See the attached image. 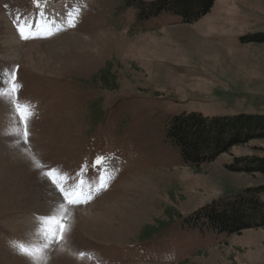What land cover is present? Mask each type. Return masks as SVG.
Masks as SVG:
<instances>
[{
	"label": "rangeland",
	"instance_id": "1",
	"mask_svg": "<svg viewBox=\"0 0 264 264\" xmlns=\"http://www.w3.org/2000/svg\"><path fill=\"white\" fill-rule=\"evenodd\" d=\"M73 10L75 26L41 29ZM191 111L264 115V0H216L190 22L141 18L126 0H0V264L74 263L60 251L83 264H264V227L231 233L195 216L264 185L231 168L264 158V138L192 164L166 136ZM53 168L92 198L64 202ZM45 215L65 216L62 240L45 236Z\"/></svg>",
	"mask_w": 264,
	"mask_h": 264
},
{
	"label": "trees",
	"instance_id": "2",
	"mask_svg": "<svg viewBox=\"0 0 264 264\" xmlns=\"http://www.w3.org/2000/svg\"><path fill=\"white\" fill-rule=\"evenodd\" d=\"M126 1L138 9L141 18L170 12L190 22L206 14L216 0ZM166 136L179 147L185 161L196 165L216 158L234 145L264 138V115L207 116L197 111L183 112L172 117ZM231 168L264 173V158L258 155L237 158ZM263 191L264 185L248 187L202 207L195 216L204 218L214 229L231 233L264 227V201L260 196Z\"/></svg>",
	"mask_w": 264,
	"mask_h": 264
},
{
	"label": "snow or ice",
	"instance_id": "3",
	"mask_svg": "<svg viewBox=\"0 0 264 264\" xmlns=\"http://www.w3.org/2000/svg\"><path fill=\"white\" fill-rule=\"evenodd\" d=\"M72 26H75L74 24ZM18 31L22 38L28 39V36L25 34V25H18ZM16 77L13 75L12 77V85H11V92L18 91L15 85ZM17 111L21 117V120L25 124V131L24 136L25 138L28 137V131H27V122H28V113L26 111L25 107H22L21 105L17 104ZM105 158L103 156H97L93 162L94 169L99 170L101 166L104 164ZM45 177H47L50 181V183L54 186V188L57 190L58 194L62 197L63 201L66 202L68 205H78L82 202L86 203L88 200L92 198L91 193H85L83 191L77 192L74 190H69L65 187V181L70 179V177L67 174L61 175L57 173L56 169H49L44 173ZM84 181H80V186H82ZM100 190H106L105 186L101 184ZM82 197H87V200H82ZM60 207L63 209L64 204H61ZM41 220L43 221L44 228L42 231H44L45 236H51L53 240L60 239L62 240L64 238V234L69 228L68 223L65 220L64 215H45L41 217ZM21 250L25 253H30V250L27 248L21 247Z\"/></svg>",
	"mask_w": 264,
	"mask_h": 264
},
{
	"label": "bare ground",
	"instance_id": "4",
	"mask_svg": "<svg viewBox=\"0 0 264 264\" xmlns=\"http://www.w3.org/2000/svg\"><path fill=\"white\" fill-rule=\"evenodd\" d=\"M50 1H52V0H50ZM75 12H78V11L77 10L76 11L73 10L72 12H69L68 15L67 14H64V13H62V14L60 13L57 16H53L52 19L46 21V23L42 26L41 29L43 31H48V30H52V31L54 30L55 31V29L57 30V28L64 27L65 26L64 24H68V26H71L72 25V22H73L71 20V18H74V17L77 16V15L76 16H73V14ZM64 38H65V40H68L70 42H74L73 39H75L77 37H75V35L73 33H69L68 35H66L64 37H60L58 39V41L61 40V39H64ZM60 252H61L60 255L62 257H65V256L68 255L69 256V259L72 261V263L74 262L73 264H76V263L77 264H83L77 258L73 257L72 255L67 254L65 251H60Z\"/></svg>",
	"mask_w": 264,
	"mask_h": 264
}]
</instances>
